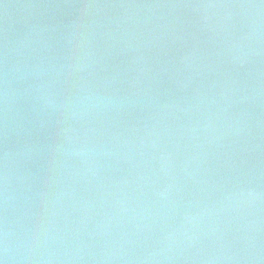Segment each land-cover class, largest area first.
<instances>
[{
	"label": "water",
	"instance_id": "obj_1",
	"mask_svg": "<svg viewBox=\"0 0 264 264\" xmlns=\"http://www.w3.org/2000/svg\"><path fill=\"white\" fill-rule=\"evenodd\" d=\"M0 264H264V0H0Z\"/></svg>",
	"mask_w": 264,
	"mask_h": 264
}]
</instances>
